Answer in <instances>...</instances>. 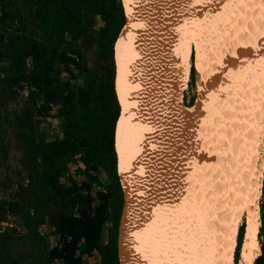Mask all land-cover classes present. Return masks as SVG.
<instances>
[{
	"label": "trees",
	"instance_id": "1",
	"mask_svg": "<svg viewBox=\"0 0 264 264\" xmlns=\"http://www.w3.org/2000/svg\"><path fill=\"white\" fill-rule=\"evenodd\" d=\"M126 23L123 0H0V169L15 129L26 182L9 208L30 242L19 262L13 237L0 230V264H122L127 201L116 150L115 49ZM92 45L94 70L84 60ZM78 76L83 83L75 85ZM21 91L24 106L10 115L7 105ZM49 114L61 133L47 139L37 127ZM260 216L261 229L263 206ZM259 244L253 264H264Z\"/></svg>",
	"mask_w": 264,
	"mask_h": 264
},
{
	"label": "rangeland",
	"instance_id": "2",
	"mask_svg": "<svg viewBox=\"0 0 264 264\" xmlns=\"http://www.w3.org/2000/svg\"><path fill=\"white\" fill-rule=\"evenodd\" d=\"M154 1L152 4V1L149 3L152 6L154 4L153 7L156 9L154 11L157 12L155 25L158 39L164 38L163 41L159 40L161 42L160 52H165L163 58L169 65V67L167 64L165 65V71L163 64L159 65L157 84L164 95H168L172 102L175 100L174 105L178 104V98L181 96V106L178 104V107L184 110L181 112H184L185 119L183 122H179L172 113L169 114L165 102L163 100L161 102L156 98L158 102L157 114L155 115V121L152 123L154 127L151 126L152 130L156 131L152 136L155 157L151 163V166L154 165L152 168L149 167L147 172L151 174L152 181L159 185V189L156 190L155 188V191L162 197L161 199L159 197L158 205H152L159 208L156 210L158 216L160 215L158 220L160 219L161 223H168V221L165 222L167 218L165 215H168L167 211L168 213L171 212L166 206L171 201V197L174 198L175 196L172 193L173 191H170V189H166V191L165 188H169L168 183L171 182V176L173 180L178 172L177 161H175L178 154L172 156L175 148L177 149V141L178 145L182 143L183 148L187 146V150L194 149V151H191L193 154L188 153L193 156L194 161L198 157L197 164L202 167L199 170V177L209 175L205 174L206 168L202 164V162L209 161L207 172H211L214 177L218 176L219 186H221V182H226L222 173L229 160H232V157H230L231 151L237 153L247 140L248 146L251 147L247 148L246 162L249 173L247 191L249 193L247 194L251 204L245 210H242L239 226L243 224V229L240 236L239 231H237L233 253V264H240V252L248 216L247 211L255 210L254 203L259 205L258 211L261 210V206L264 210V0ZM198 46L202 50V63L197 54ZM257 47L259 48L257 49ZM191 54H193L192 61ZM168 56L171 57L167 59ZM84 60L92 70L96 68L99 60L95 45L84 50ZM191 62L194 67L193 78L190 76ZM200 71L202 72L200 73ZM173 77L177 79H173ZM72 82L75 85L82 84L83 76H78ZM177 85L178 87H176ZM176 91L180 93L178 94ZM254 91L256 92V98L255 96L251 98L255 93ZM201 92H204L202 108L197 105ZM25 99L26 92L21 91L9 101L7 110L10 115L18 112L24 106ZM253 102L260 105L255 111L249 110L251 108L248 106ZM185 108L189 109L186 110ZM251 111H254L253 116L250 119L247 117V120H253L255 123L248 121L246 125L245 121L247 122V120L244 112L247 114ZM37 130L44 133L45 138L50 139L60 135L61 124L57 118L49 114L44 123L38 125ZM18 141V131L15 129L9 131L6 139L8 153L7 157H4L0 169V230H7L13 237L10 247L14 252L12 254L20 262V259L29 251L30 242L25 236L26 229L20 219V214L11 211L9 208L17 187L26 182L25 172L19 163L20 147ZM193 143L196 144L194 148ZM210 150L213 153H211L213 155L211 156L212 159L210 156L208 157ZM224 154L226 157L228 156V162L226 157H223ZM203 179L202 188L206 185V178ZM163 193H165V196ZM173 215L175 221H177L175 206ZM143 222L148 223L145 220ZM260 226L261 216L259 212L258 241L264 240V227L260 229ZM40 230L45 233L46 227L41 226ZM164 230L165 239L154 241V239L150 240L145 236V245L143 246L145 251L143 250V252L148 253V256L150 255L149 257L153 259L149 264H178L176 262L178 258L174 254V241L167 234L169 229L164 227ZM260 234L262 235L259 236ZM162 244L163 246L166 245L168 253L160 252ZM146 259L149 258L146 257ZM195 264H202L201 255H197Z\"/></svg>",
	"mask_w": 264,
	"mask_h": 264
},
{
	"label": "bare ground",
	"instance_id": "3",
	"mask_svg": "<svg viewBox=\"0 0 264 264\" xmlns=\"http://www.w3.org/2000/svg\"><path fill=\"white\" fill-rule=\"evenodd\" d=\"M149 2L152 4L153 0H123L127 23L119 36L115 49L117 61L116 90L122 108L116 129V150L118 154V170H120L119 175H121V183L127 201V221L124 228L125 240L120 260L122 264H149L153 259L149 257L150 255L148 256V253L143 252L145 236L150 240L154 239V241L156 239H165L164 227H166L171 230H168L167 234L174 241V254H176L178 261L176 258L175 260L178 264H195L197 255H201L202 264H233V253L241 213L242 210H245L251 204L247 194L249 193L247 192L249 173L246 162L247 148L250 147L247 140L242 144L240 150L238 149L237 153L231 151L230 157H232V160H229L222 173L226 182H221V186H219L218 176L214 177L211 172H207L209 167L207 163L209 161L202 162L206 168L205 174L209 175L202 178L199 177V170L202 167L197 164L198 157L194 161L193 156L188 153H192L191 151H194V149L187 150V146L183 148L182 143L178 145L177 141V149L175 148L172 156L178 154L175 159L178 172L173 180L171 176V182L168 183L169 188H165V190L170 189V191H173L172 193L175 196L173 198L171 194L170 197L172 199L166 206L171 213H168L165 209L168 214L165 215L167 217L165 222L168 221V223H161L160 219L158 220L160 215L158 216L156 210L159 208L153 206L158 205L157 202L162 197L155 191V188L156 190L159 189V185L152 181L151 174L147 172V169L149 170V167L152 168L154 165L152 164L151 166L155 157L152 136L156 131L152 130L151 126L154 125L152 123L155 121V115L157 114L158 102L156 100H161V102L163 100L169 114L172 113L179 122L184 121L185 114L181 112L184 110L178 107V104L181 106V96L178 98V104L174 105L175 100L172 102L168 95H164L157 84V79H159L158 67L163 64L165 71L167 63L165 58H163L165 52H160L161 42L159 40L163 41L164 38L158 39L155 25L157 12H155L156 9L153 7L154 4L152 6ZM197 54L202 63L203 55L200 46H198ZM251 56L253 57V55ZM169 57L171 56L166 58L168 59ZM167 66L169 67L168 64ZM166 72L168 73L169 71ZM175 78L173 77V79ZM170 91L168 90L169 93ZM203 94L204 92H201L199 101H197V105L201 108L204 104ZM253 94L251 98H254V96L256 98V92ZM175 98L177 99V97ZM248 106L251 108L249 110L255 111L260 105L253 102ZM254 111L246 112L247 114L244 112L246 120L247 117L250 119L253 116ZM249 119L247 122L245 121V124L248 121L255 123ZM195 145L193 143V148ZM179 147L180 149H178ZM211 153L212 150H210L208 157L213 156ZM223 157H226L225 154ZM203 178H206V185L202 188ZM165 193H163L164 196ZM254 204L255 210L247 211L248 216L244 241L241 246L240 264H252L256 254L260 252V244L257 239L260 211H258L259 205ZM174 206L177 221H175L173 215ZM144 220L148 221V223H144ZM160 252L168 253L166 245L163 246L162 244ZM158 254L160 255V253ZM145 256L149 259H146Z\"/></svg>",
	"mask_w": 264,
	"mask_h": 264
},
{
	"label": "flooded vegetation",
	"instance_id": "4",
	"mask_svg": "<svg viewBox=\"0 0 264 264\" xmlns=\"http://www.w3.org/2000/svg\"><path fill=\"white\" fill-rule=\"evenodd\" d=\"M125 194V193H124ZM126 200V199H125Z\"/></svg>",
	"mask_w": 264,
	"mask_h": 264
}]
</instances>
